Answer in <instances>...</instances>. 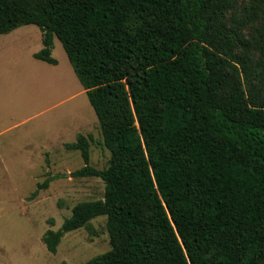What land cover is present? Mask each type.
I'll use <instances>...</instances> for the list:
<instances>
[{
	"label": "trees",
	"instance_id": "1",
	"mask_svg": "<svg viewBox=\"0 0 264 264\" xmlns=\"http://www.w3.org/2000/svg\"><path fill=\"white\" fill-rule=\"evenodd\" d=\"M235 1L0 0V35L41 31L36 60L56 65L59 40L110 155L97 170L91 135L65 144L104 196L47 231L48 252L105 217L110 250L84 264H264V0L230 21ZM256 21L251 66L231 24Z\"/></svg>",
	"mask_w": 264,
	"mask_h": 264
},
{
	"label": "rangeland",
	"instance_id": "2",
	"mask_svg": "<svg viewBox=\"0 0 264 264\" xmlns=\"http://www.w3.org/2000/svg\"><path fill=\"white\" fill-rule=\"evenodd\" d=\"M246 5L236 0L229 20H243ZM231 25L246 41L239 53L254 66L259 21ZM41 48V31L33 25L0 35V264H84L110 250L105 217L91 221L93 235L66 233L55 253L42 237L59 230L77 203L104 196L99 178L71 176L84 164L65 144L91 135L89 165L97 170L107 167L110 155L61 43L54 38L56 65L33 57Z\"/></svg>",
	"mask_w": 264,
	"mask_h": 264
},
{
	"label": "crops",
	"instance_id": "3",
	"mask_svg": "<svg viewBox=\"0 0 264 264\" xmlns=\"http://www.w3.org/2000/svg\"><path fill=\"white\" fill-rule=\"evenodd\" d=\"M14 31V30H13ZM55 38V37H54ZM54 38H53V40H54ZM42 49V48H41ZM52 52V51H51ZM37 61H40V60H37ZM40 62H43V61H40ZM44 63H46V62H44Z\"/></svg>",
	"mask_w": 264,
	"mask_h": 264
}]
</instances>
